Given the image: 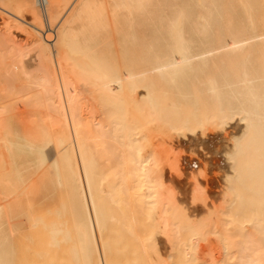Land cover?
Masks as SVG:
<instances>
[{
  "label": "bare ground",
  "instance_id": "6f19581e",
  "mask_svg": "<svg viewBox=\"0 0 264 264\" xmlns=\"http://www.w3.org/2000/svg\"><path fill=\"white\" fill-rule=\"evenodd\" d=\"M0 264H264V0H0Z\"/></svg>",
  "mask_w": 264,
  "mask_h": 264
}]
</instances>
